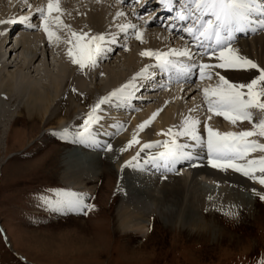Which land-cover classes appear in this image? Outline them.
Listing matches in <instances>:
<instances>
[{
	"label": "rangeland",
	"instance_id": "374dc122",
	"mask_svg": "<svg viewBox=\"0 0 264 264\" xmlns=\"http://www.w3.org/2000/svg\"><path fill=\"white\" fill-rule=\"evenodd\" d=\"M38 1L40 0H29V4L34 7ZM13 5V0L5 2L0 13L10 15L14 12V16H19L28 15L31 11L25 6H17L14 11ZM122 10L124 11L123 8ZM75 19L85 23L83 16L77 15ZM37 20L39 19L35 17L31 21L35 24ZM113 21L107 25L122 23L116 19ZM36 29L38 27L25 32V38L37 33ZM133 41L125 40L127 45L130 44L129 50L116 49L117 52L108 61L96 63L94 67L98 69L90 70L87 74L86 86L89 90H93L94 85H99V82L106 81L104 68H112L119 73L126 72L122 56L136 46L141 48L144 43ZM168 42L162 44L157 41L166 50L176 46L174 40ZM6 45L1 48L5 56L3 60L1 58L0 65L6 66L0 67V77L13 73L19 66L22 68L20 72L32 83L48 85V71L55 73L57 64L62 61L61 55L51 51L52 49L43 52V48L37 47L38 51L32 53L28 50V53L27 48L20 44L17 51L9 53L13 44L5 47ZM22 58L31 60V65L24 66ZM45 64L48 67L47 73L42 69ZM97 72L101 74L98 75ZM131 74L133 72L127 78ZM191 86V89L197 88L199 92L202 84L199 87L198 83L195 84V88L192 84ZM182 88H167L150 94L154 99L161 100L159 108H163L172 103L164 95L173 92L181 94L184 90ZM182 93L184 95V91ZM93 97L95 100L92 102L84 97L88 102L87 108L71 116L65 122L66 125H44V122H40L31 128L32 120L21 111L26 94H20V101L9 106L0 92V264H257L264 257V201L258 195L248 194L250 209L207 207V200L204 199L199 204L200 210L194 215L196 224L205 223L203 228L201 225L192 224L182 226L179 221L165 224L153 213L150 216L148 232L141 238L123 232L117 216L122 200L121 186L117 183L122 170H114L111 163L107 162L103 165L100 181L89 182L87 186L72 179L67 182L62 176L67 167L63 162L65 156L66 160L70 158L77 164L97 159L95 154L101 152L78 146L73 142L78 139L73 136L62 139L54 133L74 127L78 122L81 125L80 120L87 115L90 106L99 100V93H95ZM184 98L185 102L190 99L186 96ZM199 120L201 121L200 118ZM121 125L123 127L119 131L126 133L129 122H122ZM77 129L78 127L69 131L74 133ZM200 133L206 138L204 129ZM255 154L261 155L259 152ZM103 157L106 159L107 155ZM146 157L139 156V162H144ZM132 163L135 164L136 161ZM144 168L124 166L122 169H128L137 177L145 172ZM78 171L83 170L79 168ZM146 173L145 175L149 174ZM185 173V170H180L178 174ZM150 179L152 180V176ZM150 179L148 184L152 182ZM56 189L83 193L86 202L94 204L95 209H85L87 215L70 211L62 214L60 211L48 209L39 196L52 195ZM213 189L217 190L214 187ZM52 198H55L54 195ZM229 212L235 215H228Z\"/></svg>",
	"mask_w": 264,
	"mask_h": 264
},
{
	"label": "bare ground",
	"instance_id": "6f19581e",
	"mask_svg": "<svg viewBox=\"0 0 264 264\" xmlns=\"http://www.w3.org/2000/svg\"><path fill=\"white\" fill-rule=\"evenodd\" d=\"M7 1L10 0H2V2H0V8ZM13 2L14 11L17 6L27 7V4H29V0H13ZM44 3H46V0H40L36 6ZM60 4L64 9L62 20L65 24L69 25L73 31L90 32V34L118 32V29L116 28V25H118L117 22L114 26L107 25V23L110 24V22L113 21V17H115L117 10L123 11V7L121 8L119 4L114 1L60 0ZM32 12L33 15H35L34 11ZM123 12L125 15L116 17V21L120 20L122 23L131 21L132 23L139 24L143 29L142 35L144 40L141 48L136 46L132 51L130 50L128 54L122 56V63L126 72L119 73L114 72L115 70L112 68V70L104 68L103 72L107 75L106 81L104 80V83L99 82V85H94L95 87L93 90H89L86 86L87 74L90 70L98 68L86 66L85 69L81 71L77 65L71 63L66 55L68 45L65 41L68 39V30L55 29L57 35H59L61 39L59 42L54 41L49 45L44 32L38 28V30L36 29L37 33L30 35L27 39L24 36V32L23 34L16 36L17 38L13 42V45L8 42L5 47L11 45L9 53L17 51L18 45L22 44L23 47L27 48V52L29 50L32 53H34V51L36 52L37 47L43 48V52L52 49L51 51L54 50L57 54L61 55L62 61L57 64L55 73L48 71V85H36V83H32L30 79L26 78V76L20 72V69L22 68L19 66L15 68L13 73L1 76L0 92L3 95L4 101L11 106L13 103L15 104L20 101V94L25 93L26 100L24 104H22L23 110L21 111H24L28 118L32 120L33 123L31 124V128L33 125L40 122H44V125L54 123L57 126H64L66 125L65 122L69 120L71 116L83 112L84 109L87 108L88 102L85 101V99L92 102L95 93H99L98 98L103 97V95L106 96L108 93L112 92L114 89H118L122 84L130 80L133 74L143 68L144 65L153 64L154 60L152 58L141 57L139 55L141 50L151 49L165 51L166 47L164 45H159L157 41L159 40L160 43L165 44L166 41H172V39L177 40L178 48L187 44L191 49V44L186 42L184 38L170 36L164 30L152 27L153 24L145 25L142 22L137 21L135 16H133L128 10L126 11V9H124ZM7 15L8 14L0 13V19L14 17L15 14L14 12H11L8 17ZM77 15L85 17V23L77 22L75 19ZM4 28L8 29L6 25H0V31ZM53 28H55V25H53ZM6 36L7 34L0 35V61L1 58L3 60L5 56V52H2L1 48H4L3 46L6 43ZM131 39L134 40V43L138 41L133 36L129 35L126 42ZM116 40V44L109 45L111 51L106 52L97 62L108 61L111 56L117 52L116 49L120 50L123 48L122 45L125 43L124 34L119 33ZM129 45L130 44H128V50ZM233 46L237 47L242 55L247 56L261 67H264V32H258L256 34L248 33L246 38L239 39L233 44ZM196 53L198 54L199 52ZM25 59L26 58H22L24 66H30L32 61ZM37 59L38 57L35 60ZM197 59L205 63L215 62L214 58L209 57L199 58L197 56ZM3 66L6 65H0V67ZM14 66H16V64ZM47 68L48 67L45 64L42 69L47 73ZM219 71L221 75H225L226 78L237 83L247 81L253 74V70L244 72L220 69ZM132 72L133 74L127 78ZM99 73L100 72H97L98 75ZM140 81L143 82V80L138 78L137 83ZM215 83L216 77L213 75V77L208 79L207 82L200 83L202 86H200L199 92L196 90L197 88H195V85L192 84L195 89H191L192 86L189 84L184 87L186 88L183 90L184 95L182 93L183 91L181 94L176 92L168 95L165 94L164 97L172 103L169 104L167 101V104L169 105H166L163 108H159L161 100L157 99V101L149 94V92H152L155 89L146 92L145 94L148 93V95L144 96V99L138 101L139 104H135L136 102L133 103L135 100L130 98L127 101H119L112 98L109 102L102 104L98 111V115L101 119L98 123L93 125L97 132V139L100 141V145L93 146L84 143L78 144L80 147H85L86 149L91 148L92 150L94 149L101 152V154H95L97 159H91L89 162H79L77 164L70 158L66 160L65 156V158H63L65 161L63 162L67 167H65V173L62 176H64V179H66L67 182L69 179H72L87 186L89 182L100 181V178L103 176V165L107 162L111 163V168L114 170H122L121 177L117 183L119 187L121 186L120 188L122 192V200L117 209V216L123 232H128L141 238L148 232L150 216L153 213H156L165 224L176 223L179 221L182 223V226H189V224H192V226L201 225V228H203L205 223L200 221L201 223L199 225L196 224L194 215L200 210L198 209L199 204L204 201V199L207 200V207L225 208L230 206L231 210H233V208L250 209V204H248L250 197L248 198V194L254 195L252 191L253 188H255L257 192H264V186H261L259 183L254 182L231 169L224 171L213 168L207 162L206 149L198 148L194 150L193 159L179 161L178 163L181 170L186 171L185 174H180L179 176L177 174L166 176V178L153 176L151 180V171H146L145 168L143 170L150 175L141 173L137 175V177H134L132 172L128 169L123 170V167H121L124 165V161L130 160L138 151L140 152L139 156L142 158L148 156L150 152L155 153L156 151H159L160 149L155 147L140 151L139 144L149 141H163L165 139H170V137L163 134L158 135V133H161V130L167 132V130L173 125L178 128L182 118L186 116H193L201 119L199 125L200 132H203V123L205 119H207V122L211 127L221 132L240 131L243 128H250L251 125L248 124L247 121L237 122V124L233 125L223 117L208 113L206 105L203 104V96L200 93V89L208 87L209 85H214ZM154 87L155 85L151 88ZM73 89H75V91H73ZM185 96L190 98L189 101L185 102ZM193 108H195V110L190 112L189 110ZM157 109H160V111L151 123L143 130H137V125L146 120ZM189 113L191 114L189 115ZM208 117H210V119H208ZM122 122H129V128L126 133L117 130L116 126L121 125ZM80 123H83V119L80 120ZM79 125L78 122L74 127L68 129L74 130ZM134 130H137L139 144H133L125 151H118V149L123 148L125 143L131 139ZM179 139L181 142H188L185 138ZM73 142L77 144L76 141ZM107 144L112 145L111 150L107 149ZM105 155H107L106 159L103 157ZM250 155L258 156V154L255 153ZM140 163L142 167L147 166L143 161ZM79 168L83 171H78ZM136 179H138V181H136ZM145 179H150L152 182L146 184L143 182ZM202 182H206L211 186L213 185L217 190L213 189V191H207L209 188L204 184H201ZM154 184L157 187H154ZM200 184L204 189L201 188ZM68 212L69 211H64L62 214Z\"/></svg>",
	"mask_w": 264,
	"mask_h": 264
},
{
	"label": "snow or ice",
	"instance_id": "6c2138e0",
	"mask_svg": "<svg viewBox=\"0 0 264 264\" xmlns=\"http://www.w3.org/2000/svg\"><path fill=\"white\" fill-rule=\"evenodd\" d=\"M160 4L169 11L175 12L166 27L171 29L177 22L182 24L183 31L191 38V43L199 47L200 52L194 53L187 44L180 48H169L166 51L141 50L139 55L152 58L153 64L144 65L118 89L100 97L94 105L90 106L89 112L82 118L83 123L74 133L65 128L54 134L62 139L73 136L80 143L99 146L100 141L97 139V132L93 125L101 119L97 113L102 104L109 102L112 98L127 101L137 88L138 78L147 80L155 75V72H149L150 68L159 69L161 73L168 74L170 82L173 78L177 81L188 79L190 73L198 69L200 80L211 79L213 75L216 77L214 85L200 89L203 104L206 105L208 113L223 117L233 125L247 121L251 127L240 131L221 132L211 127L205 119L203 123L205 138L199 131L201 121L196 117L186 116L182 118L178 128L172 126L167 132L161 130V133H158L170 139L139 144L137 130H143L151 123L160 111L157 109L137 125V130H134L131 139L118 151H125L133 144H139L140 151L155 147L160 150L155 153L150 152L144 164L151 163L154 166L172 170L177 162L193 159L194 150L206 149L207 162L213 168L224 171L231 169L264 186V142H261L264 139V67L242 55L240 50L233 46L240 33L264 32V0H160ZM27 7L33 8L31 4H27ZM63 12L60 0H46V3L34 8V13L39 18L38 24L31 22L33 12L30 11L28 15L0 19V25L21 23L27 29L38 27L44 32L49 45L61 39L55 29H67L69 35L65 41L68 45L66 55L81 71L86 66L94 67L98 59L102 58L106 52H110L109 45L117 43L116 37L119 33L124 34L125 40L131 35L141 43L144 42L143 29L137 23L127 21L118 24L116 25L118 32L114 33L90 34V32L71 30L70 26L62 20ZM132 14L136 16L137 21L145 25L155 18L149 16L148 20H144L137 12ZM124 15L123 11L117 10L113 19ZM7 32L8 29L4 28L0 31V35H5ZM122 47L127 50V43L125 42ZM197 55L214 58L215 62H201L197 59ZM220 69L244 72L253 70V74L247 81L237 83L221 75ZM160 86L164 87V85ZM194 110L195 108L189 111ZM116 127L120 130L123 125ZM179 138H185L188 142H181ZM106 147L108 150L112 149L111 144H107ZM256 152L261 155H250ZM139 155L138 151L130 160L124 161L121 167L125 165L142 167ZM133 161L136 163L133 164ZM252 191L261 201H264V192H257L255 188ZM52 195L39 196L43 204L51 210L83 212L87 215L88 212L85 209L89 211L95 209L94 204L86 202L83 193L56 189L53 190ZM227 214L235 215L232 212ZM257 264H264V257H261Z\"/></svg>",
	"mask_w": 264,
	"mask_h": 264
}]
</instances>
